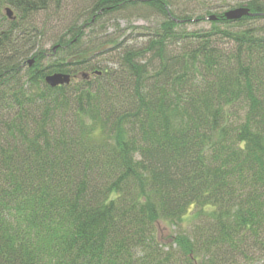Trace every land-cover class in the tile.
<instances>
[{
	"label": "trees",
	"instance_id": "1",
	"mask_svg": "<svg viewBox=\"0 0 264 264\" xmlns=\"http://www.w3.org/2000/svg\"><path fill=\"white\" fill-rule=\"evenodd\" d=\"M86 1L67 17L62 0H0L16 11L0 9V264H264V0H238L253 14L237 20ZM52 3L54 58L29 64ZM126 12L155 21L138 45L106 33ZM103 43L115 64L93 59Z\"/></svg>",
	"mask_w": 264,
	"mask_h": 264
},
{
	"label": "rangeland",
	"instance_id": "2",
	"mask_svg": "<svg viewBox=\"0 0 264 264\" xmlns=\"http://www.w3.org/2000/svg\"><path fill=\"white\" fill-rule=\"evenodd\" d=\"M63 7L60 8L59 13L65 14L67 17H74L75 13H77L80 9L84 8L88 5V1L86 0H62ZM238 0H230L228 4H222L217 0H191V3L187 5V9L194 12V14H205L206 10H210V13L217 14L224 12L230 8H233L237 5ZM242 3H245L242 2ZM8 3H4L3 6L0 7L1 14H5V7ZM180 5V4H179ZM14 13H16L15 9L10 6ZM184 6L179 7L181 9ZM128 15L121 16H113L110 20L106 21L107 23L104 26H107V34L110 33V38L114 40V43H118L120 45H138L143 42L141 38L135 39L139 34L144 33V31L148 30V28L155 22L151 17H145L143 15L132 14L133 12H126ZM125 14V13H124ZM71 20L70 18H67ZM34 22H33V21ZM31 22L36 25V27L42 29L44 31V35L42 37H37L39 47H36L34 51L28 55L27 58H32V54L35 51L41 50L42 55L45 57V62L52 60L54 55L50 51L51 41L50 38L56 34H58L63 28L64 24H66L65 18H61L60 14L55 13V9L52 4H48V8L40 13H36L31 17ZM264 22V21H262ZM210 19L204 18L203 20H199L197 23H192L188 25L189 28H208L210 26ZM258 23V22H257ZM33 24V25H34ZM103 31V30H102ZM98 28L96 27L93 34H96L98 37ZM38 35L37 31L32 28L29 35L24 40H18L16 47L22 48L29 39L33 38L35 34ZM116 36L118 38H116ZM99 38H103L105 40L107 36L104 34L99 35ZM115 38V39H114ZM92 57L95 61H100L103 63L115 64L118 60V51L117 49H113L111 43H103L101 47L92 51ZM79 78H76V82ZM157 234L160 239H167L171 233H173V227L169 224L159 222L157 223Z\"/></svg>",
	"mask_w": 264,
	"mask_h": 264
},
{
	"label": "water",
	"instance_id": "3",
	"mask_svg": "<svg viewBox=\"0 0 264 264\" xmlns=\"http://www.w3.org/2000/svg\"><path fill=\"white\" fill-rule=\"evenodd\" d=\"M5 12L6 15L9 19H13L14 15H13V10L10 7H5ZM253 13L250 12L249 8L245 5L243 6H236L233 8H230L226 11H224L223 15L225 18L229 19V20H237L239 18H241L242 16L245 15H251ZM216 16L215 15H210L208 17V19L212 20L215 19ZM33 61L32 58L29 59V64ZM99 73V72H98ZM45 82L51 86V87H55L58 85H63V84H68L70 83L71 80V75L68 73H63V72H54L51 74H47L44 77Z\"/></svg>",
	"mask_w": 264,
	"mask_h": 264
},
{
	"label": "clouds",
	"instance_id": "4",
	"mask_svg": "<svg viewBox=\"0 0 264 264\" xmlns=\"http://www.w3.org/2000/svg\"><path fill=\"white\" fill-rule=\"evenodd\" d=\"M88 123L91 124V121L89 120Z\"/></svg>",
	"mask_w": 264,
	"mask_h": 264
}]
</instances>
